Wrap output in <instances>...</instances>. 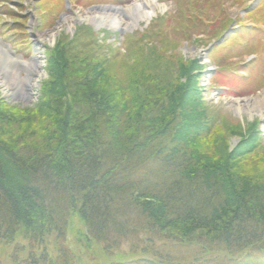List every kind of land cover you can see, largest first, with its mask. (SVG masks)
<instances>
[{
  "label": "trees",
  "instance_id": "trees-1",
  "mask_svg": "<svg viewBox=\"0 0 264 264\" xmlns=\"http://www.w3.org/2000/svg\"><path fill=\"white\" fill-rule=\"evenodd\" d=\"M184 32L183 39L198 43L207 31ZM92 47L112 55L108 45ZM155 48H139L148 65L140 71L143 81L130 74L126 89H114L124 92L119 98L94 95L85 119L77 120L68 106L40 145L26 141V133L18 135L21 145L0 140V264H85L68 246L74 218L86 233L77 229L76 248L98 247L104 258L115 256V264H200L203 255L211 264H264V176L241 168V158L210 161L189 149L210 133L212 120L199 119L191 65L150 57ZM86 56L59 62L49 89L53 101L69 91V66H84ZM176 67L185 82L174 87L162 73L153 86L150 75L158 68ZM186 106L194 116L184 115ZM167 238L189 249L193 261L166 249Z\"/></svg>",
  "mask_w": 264,
  "mask_h": 264
},
{
  "label": "rangeland",
  "instance_id": "rangeland-1",
  "mask_svg": "<svg viewBox=\"0 0 264 264\" xmlns=\"http://www.w3.org/2000/svg\"><path fill=\"white\" fill-rule=\"evenodd\" d=\"M150 1L154 14L146 21L129 18V12L138 4L135 0H0V42L9 45L0 44V50L12 56L19 55L22 61L36 62L30 72L27 96L17 94L21 88L5 89L0 77V120L7 122L0 128V140L8 146L17 141L21 145L24 139L20 140L18 135L26 133V141L32 140V143L40 145L47 131L60 126V116L67 112L66 107L69 106L77 120L78 117L82 120L88 117L86 103L94 95L104 94L114 96V99L122 96L123 91L115 95L114 89L119 84L126 89L123 83L126 76L135 74L141 77L137 83L143 81L144 75L140 71L147 69L148 65L146 60L138 57L141 56L139 48L150 47H144L143 41L150 33V45L156 46V52H151L150 57L168 58L171 64L180 60L191 65L190 83L196 94L195 103L200 105L198 115L202 113L199 119L212 120L210 133L189 142V149L210 161H213L212 157L222 160L230 155V160L236 163L235 160L239 162L241 158V168L263 177L264 83L261 78H264V0ZM56 6L61 9L57 11ZM116 11L120 15V27L112 26L109 21L102 22L103 18L107 19ZM133 16L138 18L136 14ZM186 29L191 30L192 35L207 31L206 37L197 44L187 42L183 39ZM198 37L201 36H194ZM222 38L224 40L218 45ZM70 41H75L71 48ZM95 42L110 46L112 55L92 47ZM75 53L87 55L88 63L83 66L77 61L72 62L75 66H69L64 75L69 91L65 92L63 99L53 101L49 89L56 83H52V78L57 76L58 64L64 62V57L75 59ZM95 63L98 67H94ZM176 69L162 71L158 68L150 75L151 83L155 86L156 79L164 75L172 86L178 87L187 77L182 76L181 71L175 72ZM16 73L21 80L25 79V71ZM69 103H78L81 110ZM190 110L186 106L184 115L194 116L192 111L187 113ZM9 124L14 127L12 134ZM49 134L54 135V132ZM15 135L17 138L13 142ZM257 159L262 161L255 162ZM73 220L74 227H70L72 240L68 246L82 262L115 264L116 257L104 258L98 247L76 248L77 242L73 238L77 229L81 233L85 230L78 218ZM164 241L166 249L175 247L183 256L190 254L186 256L187 262L193 261L189 249L169 245L168 238ZM122 246V250L127 251L125 243ZM13 252L14 247L11 246L6 256ZM203 257L198 258L200 264H211V260L204 261Z\"/></svg>",
  "mask_w": 264,
  "mask_h": 264
},
{
  "label": "bare ground",
  "instance_id": "bare-ground-1",
  "mask_svg": "<svg viewBox=\"0 0 264 264\" xmlns=\"http://www.w3.org/2000/svg\"><path fill=\"white\" fill-rule=\"evenodd\" d=\"M39 3L41 1H38ZM138 4L134 6V9L129 12L130 13V19L131 20H146L148 21L151 16L154 14L153 8H151V1L150 0H135ZM38 3V4H39ZM56 10H60L58 6H56ZM132 13V14H131ZM134 14L138 17L137 19H134ZM119 14L116 11L115 13H111L107 19L103 18L102 22L105 20V22L109 21V23L112 26H117L120 27V20H119ZM100 18V17H99ZM88 21V18H87ZM94 22V21H93ZM146 39L144 41V46H155V44L150 45L151 43L149 42L152 40V38L149 35L145 36ZM224 38L220 39L217 44H221V41H223ZM195 40H193V43L195 44ZM223 43V42H222ZM1 45L4 46H9L8 44L3 42H0ZM6 44V45H5ZM197 44V43H196ZM156 47V46H155ZM210 49V48H208ZM15 50V49H14ZM36 62H25L22 61L21 58L18 56H12L9 53H4L2 50H0V77L1 83H3V86H5V89L7 90H14L17 88H21L19 91H16L18 95L20 96H27L28 95V90L30 87V72H32L33 68L35 67ZM25 71L26 77L25 79L21 80L18 75H16L17 71ZM262 83H264V78H261ZM24 85H20L21 83ZM258 105H260L259 102H257ZM256 105V104H255ZM257 106V105H256Z\"/></svg>",
  "mask_w": 264,
  "mask_h": 264
}]
</instances>
